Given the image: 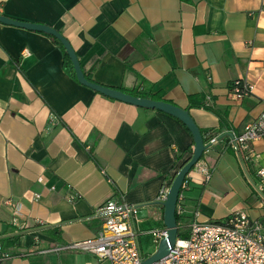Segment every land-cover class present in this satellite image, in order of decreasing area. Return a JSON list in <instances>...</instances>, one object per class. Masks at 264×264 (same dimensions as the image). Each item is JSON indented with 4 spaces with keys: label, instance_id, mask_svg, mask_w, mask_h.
Returning <instances> with one entry per match:
<instances>
[{
    "label": "crops",
    "instance_id": "obj_1",
    "mask_svg": "<svg viewBox=\"0 0 264 264\" xmlns=\"http://www.w3.org/2000/svg\"><path fill=\"white\" fill-rule=\"evenodd\" d=\"M0 14L61 31L94 81L162 92L188 108L219 140L200 163L210 179L197 167L186 178L184 217L245 211L264 228V198L253 185L264 138L247 164L228 144L264 110V0H0ZM236 79L253 92L235 98ZM192 95L211 100L225 121L192 107ZM193 141L179 119L81 84L48 35L0 22V239L25 231L0 264H98L88 252L54 249L96 236L109 201L139 207L143 249L146 231L166 228L163 206L151 203L191 157Z\"/></svg>",
    "mask_w": 264,
    "mask_h": 264
},
{
    "label": "built area",
    "instance_id": "obj_2",
    "mask_svg": "<svg viewBox=\"0 0 264 264\" xmlns=\"http://www.w3.org/2000/svg\"><path fill=\"white\" fill-rule=\"evenodd\" d=\"M24 52L28 53L26 49ZM253 90L254 86L245 80L237 79L230 83V92L238 99L250 95ZM209 103L212 104V101L209 100ZM261 138H264V110L257 119L246 124L242 131L230 135L228 144L242 163L247 164L256 158L252 147L253 142ZM218 140L217 135L209 132L205 140L207 146L205 153L209 152ZM200 163L201 160L195 167L202 170L206 180H209L211 177L209 167ZM258 176L260 178L258 189L263 191L264 168L258 169ZM170 185H165L161 189L158 201L166 199ZM4 204L8 207L13 205L11 199H6ZM100 212L104 220L96 236L57 247L54 250L88 252L96 256L98 264L104 262L142 264V261L152 253H144L142 249L141 233L138 229L139 207L134 204L109 201L100 209ZM14 214L16 216L19 214L17 206L14 207ZM177 214L184 217L182 191L177 204ZM167 233L166 228H155L149 231L156 248ZM10 257L12 255L4 252L0 247V260ZM154 264H264L263 225L260 221L252 219L245 211L233 212L217 221L202 222L196 217L190 224L189 236L182 239L178 237L169 255Z\"/></svg>",
    "mask_w": 264,
    "mask_h": 264
},
{
    "label": "water",
    "instance_id": "obj_3",
    "mask_svg": "<svg viewBox=\"0 0 264 264\" xmlns=\"http://www.w3.org/2000/svg\"><path fill=\"white\" fill-rule=\"evenodd\" d=\"M0 22L7 25L26 28L32 31L46 33L57 38L66 49L73 64L76 77L81 84L109 98L120 100L138 107L153 109L169 114L179 119L189 129L194 140V148L191 157L176 172L175 177L168 190L166 199L164 201H155L151 203V204H160L164 208V225L168 232L167 236L163 237L160 240L156 248V251L152 253L150 256H148L146 259H144L142 261V264H154L158 260L168 256L172 248L175 246L176 240L178 238L179 226L177 223L176 213H177V204H178L179 196L181 194L183 185L186 182V178L188 174L196 166V164L202 159L207 148V146L205 145V138L203 132L196 123L190 110L188 108H183L179 105H176L170 101L136 96L120 88L112 87L88 79L86 73L82 68L80 59L71 42L62 34L61 31H59L58 29L52 26H49L44 23H35V22L13 19L2 14H0ZM253 185L256 189H258L256 184ZM260 194L264 198V193H262V191H260ZM24 233L25 231L16 232L11 234V236L22 235Z\"/></svg>",
    "mask_w": 264,
    "mask_h": 264
},
{
    "label": "trees",
    "instance_id": "obj_4",
    "mask_svg": "<svg viewBox=\"0 0 264 264\" xmlns=\"http://www.w3.org/2000/svg\"><path fill=\"white\" fill-rule=\"evenodd\" d=\"M45 35H48L54 43H56L57 45H59L64 53V66L66 71L75 79H77L76 74H75V70L73 67V64L71 62V59L66 51V49L64 48V46L62 45V43L55 37L43 33ZM88 79L93 80L92 77L90 75H87ZM237 80V79H236ZM235 80L231 81L234 82ZM230 82V83H231ZM230 87V84H229ZM124 91H127L123 88H120ZM128 92V91H127ZM133 95L136 96H141V97H146V98H152V99H157V100H165L163 97V93L162 92H157V93H151V91H148L147 89L143 88V89H134L130 92ZM167 101V100H166ZM190 105L193 107H205L211 110H215L221 117L222 121H225V113L216 110L213 104H210L208 100H206V97L204 95H192L190 98ZM187 128V127H186ZM188 129V128H187ZM189 130V129H188ZM203 135L205 140H207L208 138V131H203ZM191 133V132H190ZM194 144V141H193ZM175 158L176 160H179L180 156L175 153ZM188 161V160H187ZM186 161V162H187ZM186 162H184L182 165H184ZM181 165V166H182ZM175 177V174L169 178L167 180V184L166 185H170L173 181ZM176 218H177V223L179 226L178 229V237L180 239L182 238H187L190 234V224L192 222V220L189 217H180L177 213H176ZM16 232H20L21 229H14ZM20 238V235H14V236H9V237H4L0 239V247L3 249L4 252H8L12 255V249L17 245L18 240Z\"/></svg>",
    "mask_w": 264,
    "mask_h": 264
},
{
    "label": "rangeland",
    "instance_id": "obj_5",
    "mask_svg": "<svg viewBox=\"0 0 264 264\" xmlns=\"http://www.w3.org/2000/svg\"><path fill=\"white\" fill-rule=\"evenodd\" d=\"M148 231L145 232L142 237L143 240V251L144 253H153L156 251V245L152 242L151 235L147 234Z\"/></svg>",
    "mask_w": 264,
    "mask_h": 264
}]
</instances>
